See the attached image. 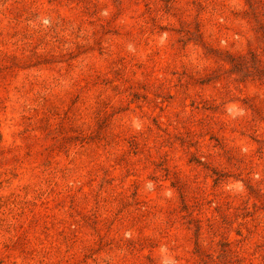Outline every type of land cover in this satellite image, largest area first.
I'll return each mask as SVG.
<instances>
[{
    "label": "rangeland",
    "instance_id": "obj_1",
    "mask_svg": "<svg viewBox=\"0 0 264 264\" xmlns=\"http://www.w3.org/2000/svg\"><path fill=\"white\" fill-rule=\"evenodd\" d=\"M0 264H264V0H0Z\"/></svg>",
    "mask_w": 264,
    "mask_h": 264
}]
</instances>
